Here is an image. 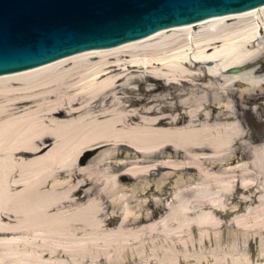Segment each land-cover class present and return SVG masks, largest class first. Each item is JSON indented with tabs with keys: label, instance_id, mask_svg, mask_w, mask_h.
Returning a JSON list of instances; mask_svg holds the SVG:
<instances>
[{
	"label": "bare ground",
	"instance_id": "bare-ground-1",
	"mask_svg": "<svg viewBox=\"0 0 264 264\" xmlns=\"http://www.w3.org/2000/svg\"><path fill=\"white\" fill-rule=\"evenodd\" d=\"M140 79L155 85L145 94L173 87V102L166 93L126 95ZM246 104L264 118V4L0 76V232L54 241L41 252L55 264H130L148 248L168 253L209 242L218 250L220 236L205 230L222 226L216 215L225 199L235 188L254 190L242 202L264 197V142L248 141L235 111ZM82 153L89 154L79 162ZM249 169L259 185L249 183ZM172 178L166 214L151 222L133 212L113 223L96 203L159 191ZM93 190L94 199L79 202L87 196L79 192ZM9 218L16 224L3 222ZM229 224L248 245L264 235L261 217L235 215ZM247 261L264 264V253Z\"/></svg>",
	"mask_w": 264,
	"mask_h": 264
},
{
	"label": "water",
	"instance_id": "water-1",
	"mask_svg": "<svg viewBox=\"0 0 264 264\" xmlns=\"http://www.w3.org/2000/svg\"><path fill=\"white\" fill-rule=\"evenodd\" d=\"M262 4L264 0H0V76Z\"/></svg>",
	"mask_w": 264,
	"mask_h": 264
},
{
	"label": "rangeland",
	"instance_id": "rangeland-1",
	"mask_svg": "<svg viewBox=\"0 0 264 264\" xmlns=\"http://www.w3.org/2000/svg\"><path fill=\"white\" fill-rule=\"evenodd\" d=\"M175 37L179 39L183 38L181 33H177ZM181 44H183L184 47L185 42ZM146 58H148V56ZM95 60V58L92 59V61ZM258 66L261 65L259 64ZM69 67H72V65L69 64L66 68ZM131 83V86L133 87L132 89H129L131 92L129 90L126 92V95H129L130 97L138 99L147 98L151 100L153 97L152 94L156 95L166 93L168 96L170 95V98L166 99V101L173 102V95L175 92L173 87L167 88V90H165V88L158 87L157 89L145 94V89L154 87L155 85L144 79L142 81L140 79L139 81H133ZM154 103H157V106L162 102L156 101ZM236 106L235 111L239 116L238 120L241 121L246 129L245 132L247 133L248 141L251 142L253 146L254 144L264 142V119L262 116L257 115L256 117L252 112H250L248 110L249 104L244 105V108L239 107V105ZM87 154L82 153L79 162H81V159ZM91 156L92 152L86 156L85 162ZM254 172V169H249L247 174L248 178L251 180L249 183L254 182L259 185L260 182H262V178L260 179L257 173L254 174ZM153 178L154 177L150 178L151 184L156 183L157 179ZM174 178L163 182V187L159 191L155 190L153 187H148L145 193L139 191L134 197H130V192L125 191L124 194L128 196H126L127 198L125 197L126 200H124L125 198H120L119 202L111 203L105 198L102 201L96 200V203L103 208L104 213L102 216L104 218H112L113 223H116L123 214H128L130 216L133 212L141 215L142 219L151 222L166 214L164 200L166 197H169L173 191L172 188L174 186ZM79 193V196H83L85 193H87L88 196L81 198L79 201L80 203H84L88 198L94 199L97 194L96 190L87 192L83 191L82 193ZM253 193L254 190L252 192L250 191L248 193H244L241 189L235 188L234 195L225 199V204L220 207V209L223 210V215H216L217 220L220 223H223L222 226L217 228L215 227V229L205 230L211 235L214 233L220 236L221 240L218 250H213L212 247L214 246L211 242H209L204 249L176 247L168 253H163L162 251H159V249L153 251L148 248L144 251V258L134 259L130 264H171L172 262H175V264H213L216 258L221 259L224 264H230V262L232 264H238V261L242 260H245V264H247L249 256L252 261L255 260L258 254L264 253V235L251 239L250 245H248L247 242L242 240L240 235L235 234L236 232L234 227L229 224L235 215L245 214V217L249 220H255L260 217L264 219V197L262 198L263 202L260 204L255 201H245L246 203L242 202L245 197H250ZM155 197H160L162 199L156 200ZM136 200L140 201V204H137L138 201ZM232 208L238 209L237 212L228 215L224 214V210H230ZM3 222L10 223L12 225L16 224L13 218L5 219ZM4 240H9V244L6 243V246L8 244L6 250H4L2 244H0V264H11V260H14V258L17 260L16 264H39V262L29 259L31 254H36L40 261L43 260L45 262H49L50 264H55L54 257L47 254L43 255L41 252L42 249L48 248V246L45 245L47 242L49 244L50 242L51 244L54 243V241H51L50 239H47L48 241H46V239L44 240L41 237L31 236L23 231H20V233L0 232V242H4ZM194 240L196 241L197 239L194 238ZM231 246H233L234 249H231ZM5 252H9V255H5ZM115 261L116 263L119 262V260ZM254 263L258 264L256 261ZM86 264H96V262L95 260L89 259Z\"/></svg>",
	"mask_w": 264,
	"mask_h": 264
},
{
	"label": "flooded vegetation",
	"instance_id": "flooded-vegetation-1",
	"mask_svg": "<svg viewBox=\"0 0 264 264\" xmlns=\"http://www.w3.org/2000/svg\"><path fill=\"white\" fill-rule=\"evenodd\" d=\"M262 118H263V116H262ZM264 119V118H263ZM258 130V129H257Z\"/></svg>",
	"mask_w": 264,
	"mask_h": 264
}]
</instances>
